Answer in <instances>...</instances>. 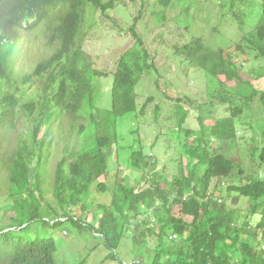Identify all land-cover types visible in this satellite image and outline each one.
I'll use <instances>...</instances> for the list:
<instances>
[{
  "label": "rangeland",
  "instance_id": "obj_1",
  "mask_svg": "<svg viewBox=\"0 0 264 264\" xmlns=\"http://www.w3.org/2000/svg\"><path fill=\"white\" fill-rule=\"evenodd\" d=\"M112 1V9L104 14L88 4L79 31L82 49L93 62V68L105 74L93 82L97 107H111L113 73L121 54L135 43L132 30L142 40L155 68L145 72L135 87V111L117 122L119 139L108 150L107 174L98 180L104 182L106 191L97 190L98 181L92 183L81 201L88 207L84 214L80 213L81 204L62 209L54 199V170L64 150H78L91 142L90 136L78 138L76 131L70 128L69 117L63 116L60 125L53 126L51 148L44 165L29 174L32 184L40 183V190L34 192L37 202L27 197V204L21 203L14 208V202L8 197V177L3 161L28 131L26 121L17 120L14 129L5 131L1 138L0 226L13 227L10 229L16 230L26 241L52 239L57 248L54 264H151L157 245L158 223L165 220L164 207L157 203L144 211L138 221L142 224L127 231L120 246L110 250L98 229L97 205L111 203L114 186L122 178H127L137 191L151 186L155 180L164 181V188L170 189L172 180L181 172L197 170L198 157H190L193 147L199 146L209 155L222 154L234 162L229 177L211 181L205 199L207 202L211 198L210 209L214 201L223 205L225 213L232 215L235 226L240 228L243 224L258 225L263 208L260 205L257 213L251 214L249 200L228 193L226 189L231 184L264 180V165L259 160L264 147V103L259 95L249 105H244L240 98L234 99L236 103L231 105L242 107V113L233 119L234 136L219 139L211 135L216 122L230 117L231 105H223L218 100L216 90H219L218 80L222 79L213 78L190 63L182 49L200 39L211 50L232 52L238 79L227 84L230 87L227 91L241 87V82H250L258 92L263 91L264 61L250 51L244 56L234 52L235 44L241 40L234 15L244 18V31L249 32L260 19L264 0H169L168 6L161 5L159 0ZM21 34L9 58L8 85L18 87L26 96L41 82L26 88L20 85L21 77L30 74L39 61L48 57L55 44L50 40L52 32L48 23L21 31ZM1 84L5 88V82ZM79 122L86 123L85 120ZM131 149H141L146 168L139 171L129 166ZM170 211L171 215L182 217L178 207H171ZM68 218H78L80 227ZM22 222L19 228L17 224ZM54 222L60 224L53 227ZM138 233L143 234L141 240L135 235ZM168 235L169 243L179 244L178 235ZM133 236L141 245L134 242Z\"/></svg>",
  "mask_w": 264,
  "mask_h": 264
},
{
  "label": "trees",
  "instance_id": "obj_2",
  "mask_svg": "<svg viewBox=\"0 0 264 264\" xmlns=\"http://www.w3.org/2000/svg\"><path fill=\"white\" fill-rule=\"evenodd\" d=\"M159 3L168 6L169 0H159ZM88 4L103 14L113 7L112 0H0V143L5 131H12L17 120L24 119L28 128L13 153L3 161L8 177V197L14 202V208L21 203L27 204V197L36 201L34 192L40 190V183L32 184L29 174L44 165L51 148L53 126L58 127L63 116L69 117L70 128L76 131L78 138L90 136L91 142L78 150H64L54 170L53 196L62 209L81 204L92 183L107 174L108 150L119 139L117 122L135 111V87L145 72L155 68L142 40L132 30L135 43L121 54L113 73L111 107H97L93 82L105 74L93 68V62L83 51L79 39ZM234 17L241 33L234 52L244 56L250 51L264 61V4L258 23L249 32L244 31V18ZM43 23L51 25L50 40L55 48L36 64L30 74L21 77L22 87L41 82L25 96L18 87L8 85L9 58L20 41L21 31ZM182 50L190 63L207 75L222 79L218 80L216 93L223 105L234 104L237 98L249 105L257 95L264 103V90L258 92L250 82H241V87L227 91L230 89L227 84L238 79L232 52L211 50L200 39H195ZM2 82H5V88ZM229 110L230 117L221 123L216 122L211 129V135L216 138L234 136L233 119L242 113V107L231 105ZM183 119L184 116L179 123ZM79 120L86 123L79 124ZM198 147H193L190 152V157L199 159L195 165L197 170L186 174L181 172L172 180L170 189L164 188L166 183L160 180L139 191L127 178L116 182L111 203L97 205L98 229L103 233L107 248L116 250L127 231L142 224L138 222L139 216L160 203L166 212L165 220L158 223L157 245L151 264H264V248L261 249L264 246V180H250L227 187L228 193L249 200L251 214H256L260 205L263 206L258 225L236 227L232 215L225 213L223 205L214 201L210 209L211 198L205 202L211 181L229 177L234 162L222 154L209 155ZM130 151L129 166L139 171L146 168L141 149ZM259 160L264 165V147L260 150ZM96 187L101 193L106 191L102 181H98ZM81 207L80 213L84 214L88 207L83 204ZM171 207H178L182 217L171 215ZM31 215L28 217L33 220ZM68 219L77 226L81 225L78 218ZM58 224L60 222L52 225ZM22 225L23 222L17 224L19 228ZM10 228L13 227L0 226V264H54L57 248L52 239L26 241ZM168 234L178 235L179 244L169 243ZM135 235L142 239L143 234ZM134 242L141 245V241Z\"/></svg>",
  "mask_w": 264,
  "mask_h": 264
}]
</instances>
